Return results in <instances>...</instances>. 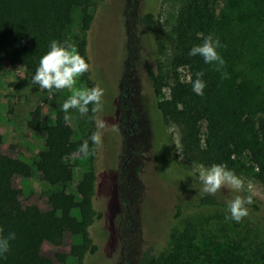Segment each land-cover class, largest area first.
I'll use <instances>...</instances> for the list:
<instances>
[{
    "label": "trees",
    "instance_id": "16d2710c",
    "mask_svg": "<svg viewBox=\"0 0 264 264\" xmlns=\"http://www.w3.org/2000/svg\"><path fill=\"white\" fill-rule=\"evenodd\" d=\"M104 1L0 0V74L10 67L23 68L34 76L53 40L74 44L90 65L87 47L92 39L102 37L101 23H105V31H116L118 25L100 13L98 5ZM75 10L82 12L81 32L70 35ZM139 23L148 32L157 30L153 12H145ZM174 36L176 55L171 72L165 76L160 64L156 72L149 69L148 77L158 98L169 86L168 80L173 81L169 97L158 101L157 106L167 123L181 129L186 160L207 168L226 164L237 176L252 175L264 184V0H184ZM208 36L218 38L222 45L217 51L225 65L219 71L216 64L189 55L191 48ZM162 53L161 46L158 57ZM183 71L187 72L184 78ZM198 72L204 73L206 84L202 96L192 90L191 81ZM225 74L227 78H223ZM79 79L87 88L94 87L90 70ZM65 115L59 111L53 125L43 124L45 150L35 164L43 180L56 187L49 197V210L23 204L13 176L30 178L33 168L0 151V228L5 237L15 233V239L9 241V252L0 256V264H55L41 254L42 247L46 242L61 247L66 234L81 237L82 242L71 249L79 264L86 256L91 258L101 251V241L90 228L104 216L94 207L98 186L101 189L104 181L97 183L96 173L89 171L77 185L80 200L67 192L74 178L71 158L84 140H75ZM92 133L90 130L86 140ZM2 142L0 134V148ZM89 144L91 147L90 140ZM97 148L91 160L96 158ZM249 206L260 211L257 205ZM192 207L230 214L227 204L205 193L189 204L188 208ZM74 210L79 211L80 219L73 215ZM250 212L247 221L264 230V218ZM184 215L185 209L178 206L176 218L182 220ZM198 228L194 218H184L182 230L171 235L165 250L156 255L147 249L140 264H247L231 251L219 256L203 253L204 261L194 252L183 254L180 247L195 241Z\"/></svg>",
    "mask_w": 264,
    "mask_h": 264
},
{
    "label": "rangeland",
    "instance_id": "374dc122",
    "mask_svg": "<svg viewBox=\"0 0 264 264\" xmlns=\"http://www.w3.org/2000/svg\"><path fill=\"white\" fill-rule=\"evenodd\" d=\"M98 6L104 19L118 25L116 31H105V23H101L102 37L92 39L87 47L90 79L94 87L105 90L103 111L95 116L107 127L102 130L103 143L94 160L80 153L71 158L74 178L67 192L77 200L81 199L77 185L87 172L96 173L97 183L104 181L101 189L98 186L94 204L104 216L90 228L101 241V251L83 258L82 264H140L147 249L156 255L162 253L188 217L194 218L199 228L195 241L180 247L183 254L191 251L204 261L203 253L219 256L231 251L247 264L264 262V230L259 226L246 217L237 223L227 213L188 208L203 193L201 164L186 160L181 129L167 123L158 110V101L169 97L173 81L168 80L169 86L158 98L148 71L156 72L161 64L165 76L171 72L176 55L174 28L184 0H105ZM148 11L156 16V32H148L139 23ZM81 16L80 10L74 11L70 35L81 32ZM161 46L163 53L158 57ZM182 73L184 78L187 72ZM32 78L23 68L9 67L0 74V151L15 162L32 166V177L15 175L13 185L25 206L37 205L47 211L56 187L43 180L35 164L45 150L43 124L55 123L71 91L49 92L32 83ZM77 87L86 85L78 79ZM67 115L71 116L75 140H86L90 130H98L89 115L81 117L76 109H70ZM239 177L245 181L243 191L225 187L215 196L227 204L237 195H251V205H257L260 211L248 205L249 212L263 219L264 184L252 175ZM178 206L185 209L182 220L176 218ZM73 215L80 219L78 210ZM81 242V237L66 234L61 247L46 242L41 254L55 264H79L71 249Z\"/></svg>",
    "mask_w": 264,
    "mask_h": 264
},
{
    "label": "clouds",
    "instance_id": "9594fccd",
    "mask_svg": "<svg viewBox=\"0 0 264 264\" xmlns=\"http://www.w3.org/2000/svg\"><path fill=\"white\" fill-rule=\"evenodd\" d=\"M220 47L222 45L218 38L214 40L212 36H208L202 44L193 46L189 55L201 56L206 64H216L217 71H219L225 65L224 59L217 51ZM89 69V63L79 54L74 44L67 42L62 44L53 40L50 43V51L41 58L39 67L32 78V83L49 92H52L53 89L57 91L68 89L71 91V95L62 106L63 111L66 113L64 116L66 122L71 119V116L67 115L70 109L78 110L81 117L88 116L91 111L93 115L89 116V119L96 121L98 130L93 132L88 140H84L77 149V152L85 157L94 155L96 148L102 146V130L107 127L105 121L97 119L95 116L96 113L103 111L105 90L99 85L92 88L77 87L78 79ZM203 75V72H198L194 81H191V77L189 78L193 92L201 96L204 94V88L206 87L202 79ZM223 78H227V75L225 74ZM89 105H92L91 109H89ZM89 140L91 141V147ZM199 168V180L203 186L202 192L205 194L215 195L225 187H230L238 192L244 190V179L237 176L226 164H213L208 168L200 165ZM249 187H251L250 184ZM252 203L251 195L246 197L237 195L234 199L227 201L230 218L237 223L241 222L243 218L249 215L247 206ZM2 233L3 229L0 228V256L9 252V241L15 239V233H10L7 237L3 236Z\"/></svg>",
    "mask_w": 264,
    "mask_h": 264
}]
</instances>
